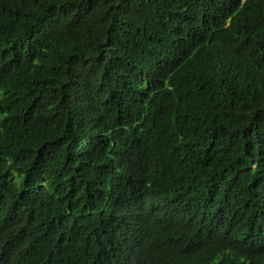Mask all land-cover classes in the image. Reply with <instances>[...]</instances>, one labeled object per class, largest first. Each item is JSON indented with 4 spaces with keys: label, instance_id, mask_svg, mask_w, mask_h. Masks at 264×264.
Instances as JSON below:
<instances>
[{
    "label": "trees",
    "instance_id": "obj_1",
    "mask_svg": "<svg viewBox=\"0 0 264 264\" xmlns=\"http://www.w3.org/2000/svg\"><path fill=\"white\" fill-rule=\"evenodd\" d=\"M0 264H264V0H0Z\"/></svg>",
    "mask_w": 264,
    "mask_h": 264
}]
</instances>
